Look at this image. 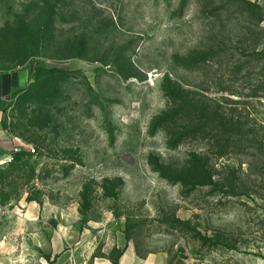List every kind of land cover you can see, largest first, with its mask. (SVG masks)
<instances>
[{
    "label": "rangeland",
    "instance_id": "rangeland-1",
    "mask_svg": "<svg viewBox=\"0 0 264 264\" xmlns=\"http://www.w3.org/2000/svg\"><path fill=\"white\" fill-rule=\"evenodd\" d=\"M23 65L0 235L26 200L98 248L264 264V0H0V68Z\"/></svg>",
    "mask_w": 264,
    "mask_h": 264
},
{
    "label": "crops",
    "instance_id": "crops-1",
    "mask_svg": "<svg viewBox=\"0 0 264 264\" xmlns=\"http://www.w3.org/2000/svg\"><path fill=\"white\" fill-rule=\"evenodd\" d=\"M31 77L27 65L0 68V162L11 155L16 146L22 145L6 125V115L12 99L32 83ZM45 210L34 201L26 200L25 204L8 209L11 223L9 230L0 235V264H166L158 255H142L126 242L123 247L113 244L110 248H98L84 231L77 239L69 238L61 232L63 224L60 222L58 231L47 233L48 227L42 226L45 222L38 220ZM6 247H11V253ZM39 250L42 253L38 254Z\"/></svg>",
    "mask_w": 264,
    "mask_h": 264
},
{
    "label": "trees",
    "instance_id": "trees-1",
    "mask_svg": "<svg viewBox=\"0 0 264 264\" xmlns=\"http://www.w3.org/2000/svg\"><path fill=\"white\" fill-rule=\"evenodd\" d=\"M30 70H31V78H32V83L28 86V88L25 90V91H27V90H29V89H32L33 88V86H34V82H33V77H34V75H33V68L32 67H30ZM42 71L44 72V73H47V74H54V73H59L60 71L59 70H57V69H47V68H44V69H42ZM23 151V150H22ZM22 151L21 152H19V153H17L16 154V156L17 155H19L20 153H22Z\"/></svg>",
    "mask_w": 264,
    "mask_h": 264
},
{
    "label": "built area",
    "instance_id": "built-area-1",
    "mask_svg": "<svg viewBox=\"0 0 264 264\" xmlns=\"http://www.w3.org/2000/svg\"><path fill=\"white\" fill-rule=\"evenodd\" d=\"M22 146V145H21ZM21 146H16L15 148H14V150H13V153L11 154V155H9L3 162L4 163H8V162H12L13 161V159H14V156L17 154V153H19V152H21L22 151V147ZM30 151L32 152V153H35L36 152V149L34 148V147H32L31 149H30Z\"/></svg>",
    "mask_w": 264,
    "mask_h": 264
}]
</instances>
